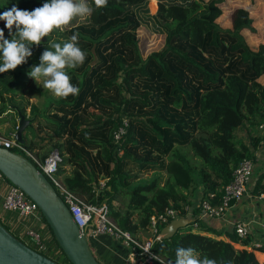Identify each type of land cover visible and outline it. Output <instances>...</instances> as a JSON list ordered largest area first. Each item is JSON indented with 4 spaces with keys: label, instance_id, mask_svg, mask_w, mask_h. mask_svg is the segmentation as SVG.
I'll list each match as a JSON object with an SVG mask.
<instances>
[{
    "label": "trees",
    "instance_id": "trees-1",
    "mask_svg": "<svg viewBox=\"0 0 264 264\" xmlns=\"http://www.w3.org/2000/svg\"><path fill=\"white\" fill-rule=\"evenodd\" d=\"M147 1L108 0L96 8L88 0L91 15L54 29L32 47L26 63L0 73V114L12 111L4 134L14 131L18 112L24 114L21 144L38 159L56 149L62 184L87 204H103L111 220L137 240L150 235V216L165 206L185 216L183 205L197 190L193 212L201 200L218 203L235 166L242 158L253 161L264 141L258 127L264 125V40L244 34L254 30L252 0H155L152 16L145 13ZM44 2L0 0V13L14 5L31 11ZM141 27L161 35L159 47L144 54L139 42L148 35ZM0 29L10 40L5 21ZM77 32L86 59L66 71L79 94L31 102L28 97L47 89L29 87L27 97L17 93L48 43ZM237 128L245 129L247 141ZM249 193H264V167ZM195 221L154 239L151 249L172 264L177 247H191L217 264H264L254 254L264 252V245L248 233L199 229ZM53 241L60 252L56 261L70 264Z\"/></svg>",
    "mask_w": 264,
    "mask_h": 264
},
{
    "label": "built area",
    "instance_id": "built-area-1",
    "mask_svg": "<svg viewBox=\"0 0 264 264\" xmlns=\"http://www.w3.org/2000/svg\"><path fill=\"white\" fill-rule=\"evenodd\" d=\"M258 127L264 130L263 124H259ZM120 132H122V128H119L117 133L114 134L115 137ZM0 145L12 150H15L12 148L15 147L19 150L15 151L28 157L39 168L67 205L73 221L83 232L86 239H92L99 234L111 236L126 247L127 257L130 259L131 264L134 261L135 264H172L154 252L151 249V243L154 239L160 237L158 226L174 218L178 213V208L165 206L162 211L151 215L149 221L150 235L137 240L127 231L120 229L111 220L106 214L103 204H87L62 184L59 176L56 174L57 163L60 159V154L56 149L50 150L42 159H38L31 150L13 138L12 132L7 135L0 132ZM252 168V160L250 158H242L233 169L230 180L223 186L219 202L211 204L207 200L200 201L202 214L213 217L221 216L226 207L239 199L247 191ZM259 195L264 198V193H260ZM0 208L15 210L19 216L32 217L47 226L36 204L18 186L9 182L1 172ZM232 227L238 236L246 234V225L242 220L235 221ZM261 231L264 234V219L261 223ZM21 236L27 239L31 247L42 253L49 247L47 241L52 239V236H44L37 227L32 225L25 226Z\"/></svg>",
    "mask_w": 264,
    "mask_h": 264
},
{
    "label": "clouds",
    "instance_id": "clouds-1",
    "mask_svg": "<svg viewBox=\"0 0 264 264\" xmlns=\"http://www.w3.org/2000/svg\"><path fill=\"white\" fill-rule=\"evenodd\" d=\"M96 8L107 6L108 0H93ZM93 8L88 0H45L40 7L22 10L17 6L0 13V20L5 21L11 39H5L0 29V73L15 70L27 62L33 55L32 47L39 46L44 37L54 29L63 31L77 17L91 15ZM13 28L15 32L13 33ZM79 33H74L68 40L58 43L49 42L39 57V65H32L27 75L38 85L43 81V88L50 90L56 97L67 98L79 94V87L71 82L66 69L82 65L85 52L78 46ZM174 264H217L207 256L200 258L195 249L177 247Z\"/></svg>",
    "mask_w": 264,
    "mask_h": 264
},
{
    "label": "water",
    "instance_id": "water-1",
    "mask_svg": "<svg viewBox=\"0 0 264 264\" xmlns=\"http://www.w3.org/2000/svg\"><path fill=\"white\" fill-rule=\"evenodd\" d=\"M28 118L18 112L13 138L22 143V130ZM0 172L18 186L38 207L57 245L70 264H101L90 249L88 240L73 221L70 211L56 189L25 155L0 145ZM185 216L171 218L159 230L169 237L186 225ZM0 264H60L22 241L0 222ZM135 264V261L132 263Z\"/></svg>",
    "mask_w": 264,
    "mask_h": 264
},
{
    "label": "crops",
    "instance_id": "crops-1",
    "mask_svg": "<svg viewBox=\"0 0 264 264\" xmlns=\"http://www.w3.org/2000/svg\"><path fill=\"white\" fill-rule=\"evenodd\" d=\"M225 24H228V22ZM240 129V136L244 135L241 137L242 140L247 141V139H245V136L247 138L245 129ZM9 131L8 129L5 133ZM252 162V174L248 181L247 191L242 194L239 199L226 207L221 216L213 217L203 215L201 209L196 211V213L193 212L192 208L195 207V203L199 197V190H197L195 195L189 197L190 203L183 205L186 211L185 217L188 219L187 223L191 221L194 222L195 219H198L200 222H198V220L195 222L198 223L199 229L205 226L208 230H223L230 229L235 221L242 220L246 225V233L250 235L251 240L264 245V234L261 231V223L264 219V198L260 195H251L249 193L253 178L256 176L257 172L264 167V141H261L259 147L255 149L254 160ZM177 216H179L178 213L175 217ZM0 221L17 236L21 235L23 228L27 225L37 227L46 237L52 236L50 229H45L46 225L32 217L19 216L15 210H2L0 208ZM193 225H195V223ZM193 228H196V226H193ZM203 232L210 234L209 231ZM88 244L94 256L102 264H131L130 259L127 257V249L109 235L99 234L89 239ZM254 254L258 260L264 258V252L262 251H254Z\"/></svg>",
    "mask_w": 264,
    "mask_h": 264
},
{
    "label": "rangeland",
    "instance_id": "rangeland-1",
    "mask_svg": "<svg viewBox=\"0 0 264 264\" xmlns=\"http://www.w3.org/2000/svg\"><path fill=\"white\" fill-rule=\"evenodd\" d=\"M155 1L154 0H148L146 3V10L145 13L149 16L153 15V10L155 9L156 5H155ZM251 4L254 5V7H251V9H253V11L250 13L251 17H252V25L254 26V30L252 31H245V35L249 38L252 39L251 36H260L261 40H264V0H252V2H250ZM83 17H77L75 19H73L72 22H77L82 20ZM228 21L227 17L224 18L223 24H225ZM147 28L144 29V27H141V30L146 33L148 35L147 39L144 41V43L142 44V42H139V46H140V51L144 54L145 52L151 50V49H156L159 47L160 43H161V35L159 34H154V33H149L146 31ZM256 42L257 39H253V42ZM145 45V46H144ZM43 81L40 82V85H38L36 83V81L33 78H30L29 76L26 77V82L25 84L21 87V88H17L16 91L17 93H21L23 96L27 97L29 94L27 92V88L29 87H36V89L39 92H43L45 89L42 86ZM51 96V97H56L50 90L47 89L46 94L44 95H38L37 98L35 97H28V99L31 102H40L41 100L44 99V96ZM25 109H28V106H25ZM11 114L12 111L11 110H6L4 112H2L0 114V132L1 133H5L6 130H8L11 126ZM240 128L236 129V134L239 137H243L244 135L240 136ZM245 139L246 136H245ZM193 191H191L192 193ZM190 193V192H189ZM5 210V209H2ZM4 224V223H3ZM5 225V224H4ZM7 227V226H6ZM45 229H48V226H46ZM44 230V229H43ZM14 233V232H12ZM15 234V233H14ZM16 235V234H15ZM22 241L28 243L30 246L31 244L27 241V239L21 235L18 236ZM89 239V238H87ZM50 245L49 247L43 251V253L45 255H47L48 257L58 260L60 257H58L60 254L55 252V247L56 244H54L53 241V237L52 240L47 241ZM58 257V258H57Z\"/></svg>",
    "mask_w": 264,
    "mask_h": 264
}]
</instances>
